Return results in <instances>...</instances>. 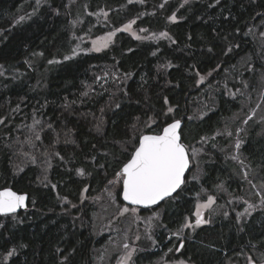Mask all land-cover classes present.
<instances>
[{
    "label": "trees",
    "instance_id": "16d2710c",
    "mask_svg": "<svg viewBox=\"0 0 264 264\" xmlns=\"http://www.w3.org/2000/svg\"><path fill=\"white\" fill-rule=\"evenodd\" d=\"M70 2L0 0V187L29 196L27 209L15 219L0 216V264L12 248L17 254L6 264H94L93 254L108 235L96 233L102 224L96 222L92 199L102 194L118 169L117 161L123 159L119 142L128 138L136 118L147 120L167 106L175 107L176 118L183 119L184 142L204 146L206 152L198 153L191 170L198 179L189 176L181 197L141 209L159 210V219L152 238L140 242L135 263L181 258L192 264H228L239 254H253V249L264 253V207L238 222L225 197L219 200L228 216L215 213L183 240L173 233L193 214L203 192L214 195L223 183L231 192L243 193L242 182L237 184L241 169L228 154L235 135L241 134L247 162L264 176L261 122L242 128L244 99L228 86L214 89L207 98L197 84V73L219 65L233 73L239 57L253 55L249 28L264 17V0ZM101 11L108 12L105 19L98 16ZM133 19L136 28L168 36L135 39L120 32L105 49L75 50L81 36L92 38ZM197 102L201 109H195ZM234 113L237 120L230 124L241 127L229 126L232 134L218 138L220 126ZM37 133L40 140L35 139ZM202 137L207 141L201 142ZM22 152L36 156V163ZM17 165L24 170L14 174ZM79 169L85 175H79ZM85 187L83 205L75 206ZM235 208L241 211L242 204Z\"/></svg>",
    "mask_w": 264,
    "mask_h": 264
},
{
    "label": "snow or ice",
    "instance_id": "6c2138e0",
    "mask_svg": "<svg viewBox=\"0 0 264 264\" xmlns=\"http://www.w3.org/2000/svg\"><path fill=\"white\" fill-rule=\"evenodd\" d=\"M128 2L132 3L133 0H128ZM219 2L220 0H216V3ZM36 4L39 5L40 0H36ZM104 15L106 16L107 13H104ZM24 19L25 17H20L21 21ZM169 19L175 21V14ZM133 24H135V20L124 25L123 30H130ZM141 31L146 30L142 29ZM114 35L115 32H109L106 37L93 41L94 49L100 51L102 47H107L108 42ZM167 36L168 34L166 32L160 33V37ZM136 39H142V37L136 36ZM228 51L231 52L232 49L229 48ZM40 55L43 54L41 53ZM65 59H69V57H65ZM49 63H53V61H49ZM162 67L167 68L169 65ZM0 75H3L2 71H0ZM204 80L205 76L199 75V81L197 83H202ZM164 104L169 105L167 97L164 98ZM176 111L177 109L175 107L167 106L166 109H162L148 116L147 120L142 121L140 117H137L129 129L128 138L119 142L123 159L117 161L119 167L113 172L112 177L107 180L105 191L108 193L113 204H117L119 199L118 208L121 215L129 212L135 214L141 208L154 209L155 206L161 205L162 202L167 203L169 200H176L187 190L189 176H191L192 180L198 179L197 175L192 174L191 170L194 166L193 160L203 149L196 148L184 142L183 119L176 118ZM188 119H191V117H188ZM0 123H3V121L0 120ZM96 131H101L99 125H97ZM35 139H41L39 133L35 135ZM206 141L207 137L201 138V142ZM26 142L33 147L35 146L30 140ZM239 147L240 142L238 141L236 148L239 149ZM21 154L29 157L32 164L36 163V156H29L28 152H22ZM44 155L47 157L48 153L45 152ZM55 155L59 156V153H55ZM232 158L236 159L237 157L234 156ZM61 159L63 158L61 157ZM23 170V167L17 165L14 174H18ZM78 174L83 176L85 172L83 169H79ZM244 176L247 179L248 173L245 172ZM45 179H47L46 176ZM248 183L252 184L253 188L257 187L251 180H248ZM55 187L56 185H52L53 189ZM218 187L222 188V185ZM260 188L264 189V182L261 183ZM86 192H88L87 187L82 191V198L83 193ZM256 195L260 198V205H264V191H257ZM64 199L66 200V198ZM28 200L27 193H20L10 186L0 187V216L15 219V214L20 209L27 208ZM215 202V197L210 195L207 197L206 203L197 204L194 213L195 222H186L183 227L196 228L208 223L204 219L203 209H211ZM244 203L247 207L244 208L243 212L237 213L236 219L238 222L245 214L250 216L252 211L257 207L256 205L249 204L247 201H244ZM223 214L224 216H228L227 212ZM3 227L4 225L0 223V228ZM181 247H183V244H181ZM124 248L128 249L129 245L124 244ZM134 251L135 249L127 251L125 257L121 261H118V264H126L131 259ZM16 254L15 248L8 250L4 255L5 264L9 258L14 257ZM181 264H183V261H181ZM248 264H255V261L251 257H248Z\"/></svg>",
    "mask_w": 264,
    "mask_h": 264
},
{
    "label": "rangeland",
    "instance_id": "374dc122",
    "mask_svg": "<svg viewBox=\"0 0 264 264\" xmlns=\"http://www.w3.org/2000/svg\"><path fill=\"white\" fill-rule=\"evenodd\" d=\"M75 1L76 0H71L70 3H75ZM104 13L108 14V12L106 11H101L98 16L102 19H105L107 15L105 16ZM129 22L123 24L122 26L116 29L104 32L92 38L81 36L78 39L77 45L74 48L76 51L79 52H96L93 46V41L99 40V38L102 37H106L109 32H115V35L112 36L111 40L108 42L107 47L114 43L116 35L120 32L130 34L135 39L136 36H140L142 37V39L160 38V33H154L152 31H148L145 28H136L135 24L132 25V28L130 30H123L124 25L128 24ZM117 29H119V31H117ZM142 29L146 31H141ZM249 35L253 39L256 48L255 52H253V55L252 53H250L239 57L237 62L233 64V66L235 67L233 73H231V71L229 72L226 67L222 70L219 65L205 74H199L205 76V80L202 83L197 84L198 86H203L201 90L206 93L207 98H210L212 95L215 94L214 89L217 90L219 87L222 88L224 86H228L229 90L234 95H237L244 99V106L241 108L243 109L241 110V115L243 116V121H241V126H243L242 128H250L257 121H260L262 124V132L264 134V17L259 19L249 28ZM86 43L89 44L88 47L85 46ZM107 47H102L101 50ZM34 63L35 61H31L32 65H34ZM209 73H211V75H209ZM219 76L223 78V82L221 83V85V78ZM232 88H235L236 90H233ZM196 104L197 105L195 106V109H201V107L203 106L200 102H197ZM200 113L203 114L205 112L200 111ZM233 120H237L235 113L226 122L224 121L222 126H220L222 127V134L219 135L218 138L224 137L226 134L225 132H228V134L231 133L230 130L232 128L229 126H232L235 129H239L241 127L240 125H231L230 123L233 122ZM226 127L229 128L225 130L224 128ZM240 136L241 134H237L234 136L233 139L235 140V143L232 147H229L228 154H230L231 161L234 160L235 163L241 169V171L237 173V175L241 179L240 181H237V184L239 182H242L243 193L235 194L229 190V187L227 185H224L223 183L218 184L216 186V192L214 193V195L212 193L203 192L200 198L196 200L194 212L186 220V222H195L194 213L196 211L197 204L206 203L207 197L210 195L215 197L216 202L212 205L211 209H203L204 219L207 220L208 223L212 220V216L215 213L226 211V206L223 205L224 203L220 202L219 200L223 197H225L227 201L231 203L232 208L235 210L234 213L236 214V216L237 213L243 212L244 208L247 207L244 201H247L249 204L256 205V209L264 207V205H260V198L256 195L257 191H264V189L260 188L261 183L264 182V176L258 173L256 167L250 165L247 162V158L243 154L242 149L240 147L239 149L236 148V144L238 141L241 144ZM198 148L203 149L204 146H199ZM234 156L237 158L233 159L232 157ZM196 157L195 162H193V164H196ZM245 172L248 173L247 179H245L244 176ZM196 174L197 176L199 175L198 173H195V175ZM248 180H251L252 183L255 184L257 187L253 188L252 184L248 183ZM219 185H222V188L218 187ZM105 188L103 189L101 195L92 199L94 204L97 206L95 213L96 222L98 226L102 224L101 227L98 228L96 233L99 232L108 235L107 240L98 250V254H93V262L94 264H118V261H121L125 257L127 251L135 249L131 259L128 260L126 264H136L134 261L136 250L139 249V244L142 239L148 240L150 239L149 237L152 238V230L156 226V223L159 219V210H152L153 212L144 213L140 209L135 214L129 212L121 215L118 208L119 202L117 201V204H113L108 196V193L105 191ZM85 196L86 193H83V198L81 195L80 202L78 204H75V206L83 205V200L86 199ZM233 204L235 205V207H237L239 204H242V210L237 211V209L233 207ZM245 216L249 215L245 214L242 217ZM181 229L182 231H173V233L176 235L178 233L177 236H179V238H181L185 234H188L193 228H184L182 226ZM137 237H139V239H137ZM181 240H183V238H181ZM124 244H128L129 248L125 249ZM94 250L95 249H93V252ZM252 251L253 254L251 252L250 254H239V256L236 257L234 260H230L228 264H248V257H251L253 261H255V264H264V253L255 252V249H253ZM181 261H183V264H192L189 261L183 260L181 258L175 260L161 258L152 264H181Z\"/></svg>",
    "mask_w": 264,
    "mask_h": 264
},
{
    "label": "water",
    "instance_id": "95a60500",
    "mask_svg": "<svg viewBox=\"0 0 264 264\" xmlns=\"http://www.w3.org/2000/svg\"><path fill=\"white\" fill-rule=\"evenodd\" d=\"M20 193H23V192H20ZM29 197V196H28ZM27 204H28V201H27ZM27 209V208H26ZM26 209H20L18 212H20L21 210H26ZM141 209H144V208H141ZM17 212V213H18Z\"/></svg>",
    "mask_w": 264,
    "mask_h": 264
}]
</instances>
